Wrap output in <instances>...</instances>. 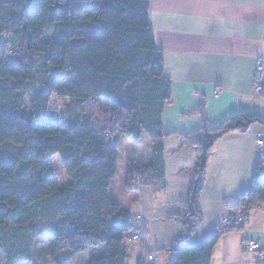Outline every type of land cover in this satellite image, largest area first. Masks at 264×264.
I'll return each instance as SVG.
<instances>
[{
	"label": "trees",
	"instance_id": "obj_1",
	"mask_svg": "<svg viewBox=\"0 0 264 264\" xmlns=\"http://www.w3.org/2000/svg\"><path fill=\"white\" fill-rule=\"evenodd\" d=\"M92 1L0 0V256L5 264L30 263L38 239L52 241V264H68L88 249L100 250L89 264H125L136 249L141 251L136 264H153L129 211L109 198L119 160L112 135L132 142L146 136L154 144L146 161L130 162L127 191L161 181L162 115L171 101V83L150 28V0H111L105 11ZM100 100L106 103L101 114L90 106ZM60 101H68L65 108ZM198 112L202 127L185 139L202 138L199 176L185 205L184 234L166 250L170 264H210L219 238L240 230L231 221L200 247L186 243L201 221L198 201L213 145L228 134L264 127L260 115H238L210 129L203 105ZM53 157L68 180L61 189ZM245 201L263 205L264 183L253 182L235 212Z\"/></svg>",
	"mask_w": 264,
	"mask_h": 264
},
{
	"label": "crops",
	"instance_id": "obj_2",
	"mask_svg": "<svg viewBox=\"0 0 264 264\" xmlns=\"http://www.w3.org/2000/svg\"><path fill=\"white\" fill-rule=\"evenodd\" d=\"M149 24L171 83V101L162 115L164 176L133 191L126 190L125 177L123 201L116 203L129 211L130 224L144 234L148 256L153 257L148 262L170 264L166 250L184 234L189 220L185 205L199 176L197 147L202 138H185L202 127L200 107L210 129L238 115L264 117V89L255 94L253 88L258 60L264 56V0H150ZM263 131L254 125L213 145L198 201L201 221L188 246L200 247L216 234L221 220L231 217L251 190L260 158L256 135ZM131 161L137 160H128V170ZM129 193L133 216L125 202ZM137 215L144 224L136 222ZM243 237L257 242L260 253L243 252ZM140 254L136 249L125 264H136ZM210 264H264L263 207L250 212L243 231L233 229L219 238Z\"/></svg>",
	"mask_w": 264,
	"mask_h": 264
},
{
	"label": "rangeland",
	"instance_id": "obj_3",
	"mask_svg": "<svg viewBox=\"0 0 264 264\" xmlns=\"http://www.w3.org/2000/svg\"><path fill=\"white\" fill-rule=\"evenodd\" d=\"M92 6L99 7L102 11H105L108 9L112 1L111 0H94L90 2ZM29 102V99L27 100ZM66 103V104H64ZM68 101H60V104L63 106V108L66 107ZM105 101H95V103L91 104L93 108L97 109L98 112L101 114L104 111L105 108ZM112 142L117 145L118 151H119V160L117 162L116 168H117V174L115 178L111 181L110 184V192L109 197L113 202H116L117 200L120 201V203L123 201L120 198V193H122V188H124V182L126 173L128 171V160L130 159H136L137 161H146L152 153V143L144 136L142 139H140L139 142H132L130 140L124 139L121 136H113L112 135ZM11 149V147L7 146V149ZM151 152V153H150ZM150 153V154H149ZM51 165L54 172L55 177V184L58 187V189H61L65 187L68 184V180L66 178V175L63 171V168L61 166L60 160L58 157H53L51 159ZM131 193H129V197L125 199L126 206H129L131 214L133 216L134 212V200L131 198ZM132 222V220L130 219ZM137 222V221H136ZM52 247V241L49 239H38L35 244V254L32 258V261L30 263L26 264H52L49 258V252ZM100 252L99 249H88L84 253L76 256L70 263L68 264H89L91 259L94 257L95 253ZM0 264H5L2 256H0Z\"/></svg>",
	"mask_w": 264,
	"mask_h": 264
},
{
	"label": "built area",
	"instance_id": "obj_4",
	"mask_svg": "<svg viewBox=\"0 0 264 264\" xmlns=\"http://www.w3.org/2000/svg\"><path fill=\"white\" fill-rule=\"evenodd\" d=\"M262 40L264 42V33L262 35ZM253 88H254V93L258 94L264 89V56L258 60L257 66L255 73L253 75ZM64 117V115H61V119ZM62 122V121H61ZM264 128V127H263ZM256 147L258 148L259 151V162L257 165V168L255 170L254 174V182L255 183H264V131L259 132L256 135ZM252 189V188H251ZM251 190L244 194L246 197L249 196ZM257 207H263V205H256V204H250L248 201H245L243 204L238 207V209L235 212V216L232 220L228 217H224L220 224H219V229H222L230 224L232 221L240 230L243 231L244 226L247 223L248 216L250 212ZM136 221L137 222H143L145 223V220L142 218V216L137 215L136 216ZM133 240L138 239L137 234L132 235ZM242 251L243 252H253V253H260V245L251 240H246L244 237L242 238ZM149 261H153V257L149 256L148 257Z\"/></svg>",
	"mask_w": 264,
	"mask_h": 264
}]
</instances>
